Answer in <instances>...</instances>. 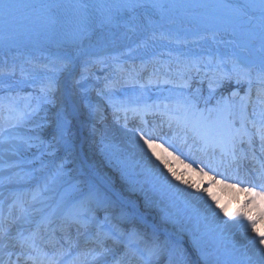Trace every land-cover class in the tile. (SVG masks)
Instances as JSON below:
<instances>
[{"label": "rangeland", "instance_id": "obj_1", "mask_svg": "<svg viewBox=\"0 0 264 264\" xmlns=\"http://www.w3.org/2000/svg\"><path fill=\"white\" fill-rule=\"evenodd\" d=\"M178 37L176 41L172 42L168 37L146 35L138 39L131 47H122L119 44L120 50L110 49L100 55H95L96 59L90 57L94 61L89 59L86 62L87 65L74 69L76 74L73 75V78L78 81L75 85L79 87L84 107L88 109L92 118V121H89L85 126L84 132L90 138L85 146L96 156L101 168L116 176L118 180V183L115 182L116 187L123 194H129L133 198L147 197L148 200L155 198L162 214V223L173 227L174 234L159 233L156 237H151L146 231L147 226L141 227L142 224H146L145 221L133 223L136 215L130 205H122L121 215L116 218V212L109 210V207L114 208V205L119 203L115 196L93 176L84 175L88 173V170L78 154V145L75 139L77 136L76 125L73 128L71 145L64 143L59 137L54 138L58 114L65 99L60 100L59 98L57 86L59 68L52 64L30 65L19 71L8 69L0 73V116L2 117L0 124V201L5 187L9 185L24 184L35 176L36 179H33V183H28L36 185V187L37 184L39 186L35 192L31 190L34 197L30 196V201L21 210L19 220L24 227L29 229L42 215H47L44 220H48L52 212L55 218L71 209L72 213H77L79 217L85 219L89 230H85L83 235L75 240L73 246L71 243L64 242L69 252L79 250L83 239L88 238L86 236L88 232H91V237L95 232L98 234V238L100 230L103 228L104 232L119 235L113 229V225H116L125 232L134 230L138 233L136 242L133 244L134 254L129 257L131 264H137L138 259L145 264L146 250L151 247L152 241L156 238H159L161 242L179 240L185 247H188V242L193 236L200 242L208 243L211 246L209 248L210 260L207 264H249V248L235 244L227 232V227L224 226L225 220L211 214L207 209L201 212L189 207L158 176L155 167L158 149L162 150L168 162L175 167L178 166L179 161L201 167L188 153L189 147L180 146L179 140L175 139L170 131H167L166 134H163L162 139L153 140L156 145H159L154 154L152 150L141 146L140 137L142 136L137 131L119 125L123 134L116 137L109 129L112 118L106 112L108 109L137 106L144 103L143 101L149 102L150 106H162L181 114V117L186 118L188 127L193 126L197 121L200 126H204L205 131L210 132L220 123L221 117H218L215 112L211 116L205 113L202 117L199 113L188 111L183 105L191 99L198 103L201 110L205 107L213 108L216 99L223 93L221 88L218 89L213 94L212 101L205 105L204 100L209 96L206 74H213L217 68L228 70L231 67L228 64L215 66V60L220 59L219 55L212 56L207 52L193 51L182 41H178L186 38L182 33ZM122 49L127 51H122ZM197 68L199 72L196 71ZM95 71H103L107 74L101 81H97V84L92 79V72ZM146 72L151 73L144 75ZM123 73L132 81L121 82L115 79ZM185 74L189 77V83L193 82L194 78L199 84L195 88L181 87L182 76ZM137 76L140 78L138 83L133 81ZM143 76L145 79L147 78V81L158 78L157 81L148 83L143 81ZM95 88V97H93ZM37 91L44 95H52L55 100L48 115L44 116V119L47 118L48 121L45 124L46 129L40 132H36L34 128L29 130L22 126L25 119L41 116L42 112L46 111V106L48 109L50 99L45 96L41 97V93L36 94ZM224 96L227 94L224 93ZM240 96L244 95L240 94ZM96 97L102 99L101 110L105 111L106 115L100 116L94 101ZM252 103L248 106L247 116L251 121L260 122L259 116L253 114L254 111L259 112L254 98ZM182 107L185 110H181ZM233 115L237 117L235 112ZM15 118L16 124L12 123ZM16 125H19L18 128ZM236 127H239V124ZM249 128L252 129L253 126ZM211 136L213 135L211 134ZM108 145H111V148L115 150H120L125 156L132 157L143 170L136 171V175L128 179L132 184L124 182L115 170L116 168L110 165L106 158L103 159L99 156L101 152L106 154L104 149ZM96 167L97 165H95ZM187 172L192 174L191 170H187ZM124 176L127 179V176ZM73 177H77L75 182ZM69 179H73V183L70 181L69 187H61ZM231 184L235 183L231 182ZM237 186L238 188H254L255 193L264 192L254 185ZM69 198L72 199L68 201L70 205L65 210L64 207ZM102 209L106 210L103 212ZM123 223H133L135 226L125 229L122 226ZM197 230L199 232L195 233ZM237 235L241 236L240 231ZM99 249V247L93 249L87 262L81 260L80 264H98L93 256L99 252ZM221 249H226V251ZM134 255H137L138 259H133ZM196 260L197 256L192 254V264H195ZM153 264H160V262L155 261Z\"/></svg>", "mask_w": 264, "mask_h": 264}, {"label": "bare ground", "instance_id": "obj_2", "mask_svg": "<svg viewBox=\"0 0 264 264\" xmlns=\"http://www.w3.org/2000/svg\"><path fill=\"white\" fill-rule=\"evenodd\" d=\"M258 21L260 24H262L264 28V14L258 17ZM181 33L186 38L184 40L180 39L178 41H182L184 44H186V46H188L189 49L191 48L193 49V51L196 52H207L212 56L219 55L220 59L215 60V66L219 64H228L231 67L229 69L236 68L241 73L250 72L254 81L257 79L258 74L262 70L260 64H246V61L249 60L251 58V55L255 54L258 49L264 51V30L262 32L256 30L255 25L245 27L236 34H230L228 30L222 29L219 31H209L208 33L194 32L188 35L182 27L168 20L166 16H156L152 18H147L142 22L138 23L137 25H134L129 28L115 29L110 30L108 32H104L100 36L91 38L80 47H56L44 50L43 48H27V46H23L0 49V73L3 70L7 71L8 69H11L13 71H19L25 67H29L30 65L39 66L41 64H52L59 68L57 71V86L59 90L60 100L65 99L67 93L69 91H72L75 94L76 99L79 102H82L83 104L79 87L75 85V83H77L78 81L73 78V75L76 74V70L74 71V69L82 65H87L88 63L86 62L89 61V59H96V57L94 56L100 55L102 54V52H107L110 49H113L114 51L120 50L119 44H121L122 47H131L142 36L156 35L160 38L168 37L169 39H171L172 42H174L179 38L178 36ZM122 51L127 50L122 49ZM91 60L94 61L93 59ZM92 61L90 63L91 65L93 64ZM92 73V79L96 84L97 81H101V79L107 75L103 71H95ZM118 80L122 81V78H118ZM95 92L96 88L94 89L93 97H95ZM94 101L96 103V107L98 108V112H100L101 114L100 116L106 115L107 113L101 110V105L103 104L102 99L96 97ZM129 109L130 107L128 108L126 106L120 108V110L118 109L117 112L114 111L110 113L108 110L106 111L112 118V122L109 129L112 130L114 136L118 137L123 134V130H121L119 127L121 123H119L117 120L120 118L129 119L128 123L130 125V128L137 131L144 138L149 139L153 136H157L158 133L156 134V132L155 134H148L143 131L144 125L137 127L136 125H138L139 122H137V120L133 118V115L135 114L134 112L136 111L131 108L132 111L129 112ZM181 110H185L184 107H182ZM83 111L84 114L81 120L76 123L77 128L75 130V132H77V136L75 137V139L76 144L78 145V154L87 166L88 173H85L84 175L93 176V178H95L98 182L102 183L119 202L118 204L114 205V208L109 207V210H114L116 212V218H119L122 212V205H130L134 214L136 215V218H134L133 223H140L142 221H145L146 224H142L141 227L147 226L146 231L150 234L151 237H156L159 233L173 235V227L169 226L166 223H162V214L158 208V204L156 202L157 200L155 198L148 200L147 197L133 198L129 194H123L116 187L115 182L118 183L116 176L113 175L111 172L106 171L104 168H101V165L98 162L96 156H94L92 151L85 146V143L89 142L88 140L90 139L88 134L84 132L86 129L85 126H87L89 121H92V118L90 117L88 109L84 107V104ZM161 111L163 118L160 120H155L153 122H160L157 125L160 131L171 130L178 133V136H182V138H184V143H189L191 141L195 145L199 144L200 150L197 151L198 153L196 154L199 160H196V162L201 167H195L192 165L191 167H188V163L180 161L178 162V166L176 167L173 166L170 162L166 167L162 163V159L166 158L162 150L158 149L157 151L159 158L156 157L155 159V167L158 176L161 178L163 183L167 185L173 193L177 194L180 198H182L183 201L189 207H192L201 212L207 209L210 211L211 214L219 216L223 220L227 221L229 223L227 226V232L230 235L231 239L234 240L236 245L249 248L250 256H253L255 249L249 243V240L256 234L250 231L249 222H246L242 217L233 216L230 218L229 216H226L220 210V207H218L211 200V198L203 192V188L209 186L208 180L211 176H215L216 179L217 177L221 178V175H215L213 173V170L210 171L209 167L205 166L204 164L211 165V167L217 169L220 173H227V176L231 175L235 177L234 180L237 183L239 181L249 182L252 179H250V177L244 174V166L248 167V163L254 160H251V156H245L242 153L241 155L239 154L241 152V148L245 147L247 148L248 152L254 153L253 159H255V162L264 164V151L261 150L258 130H251V128H249L252 126L251 122H248L246 124V128L248 127V135L244 136V142L242 144L237 143L236 152L239 156L238 159L235 160V158L229 152L222 151L221 141L222 139L226 138V136L229 134L223 127V117H221L222 124H217V126L209 132L205 131L204 126H200L199 122L197 121L194 122L193 126L188 127L186 119L184 117H181V114H179V116L174 115L175 113L172 110L163 109ZM152 112H155V109H152ZM174 116H176L175 119ZM248 121H251L249 120V117ZM255 122L257 124L258 129L260 122ZM147 128L149 129V131H154V128L152 126H147ZM144 134H146L147 136ZM211 134L213 136H211ZM191 136L192 138H190ZM249 136L258 138L253 141L252 149H249L248 147ZM142 137H140L141 146L147 148L148 150H151L148 148L147 144L144 143ZM228 147H230V145ZM257 156H259L258 160ZM95 165H97L96 168ZM169 167L172 168L177 173V175L181 176V180H177L174 176H172L171 172H169L168 170ZM201 168H203L204 171L208 173V176H204L200 172ZM187 170H191L192 174H189ZM252 173L253 178L256 179L257 177H259L258 183H256V185L261 186L260 184L264 183V178H262L259 175V172H256V170L252 171ZM228 177L233 178L230 176ZM183 180H188L189 184H184L182 182ZM231 182H233V180H231L229 183H225L231 184ZM191 184L198 185L199 190L197 188L190 187L189 185ZM245 185L248 186L250 185V183H246ZM29 188V184H13L5 187L4 190L5 194L3 197V201L0 203V223H3L5 220H13L15 222L14 235L18 233H23L24 226L21 220L18 219L20 216L19 206L24 200V197L28 196L31 193V190H29ZM22 191H24V194H22L23 196L21 197L20 193ZM212 191L220 200L221 205L226 206L228 211L233 214H235L246 203H248L250 199L247 193L227 189L222 184L213 185ZM105 210L106 209H102L103 212ZM67 211L68 212L66 214V220H70L67 223L72 222L73 224L79 222V220L77 219V213H72L71 209ZM133 223H123L122 226L125 229L133 228L135 226V224ZM44 224L45 223H43L42 220L39 221L37 226L40 227H37V229H40L41 226H43ZM55 224L58 225L57 222H55ZM65 224L66 223L63 222L64 226H66ZM63 225L60 224L59 231H61ZM244 225H247L248 227L246 228L244 227ZM44 226L40 230H42ZM257 226L262 231H264V222L259 223ZM239 231L241 233V236L237 235ZM28 237H30V235H28ZM0 245H2V243ZM92 245L94 246L95 244L93 243ZM8 251L10 252L11 249H9ZM43 251L46 252L44 249ZM17 253L18 251L16 252V254ZM47 254L51 257V252ZM33 255H36V253H33ZM83 257H85V255H83ZM2 258L6 257L4 256V251L2 247H0V259ZM132 258L138 259V256L134 255V257L132 256ZM138 261L139 262H137V264H143L142 262H140L139 259Z\"/></svg>", "mask_w": 264, "mask_h": 264}, {"label": "snow or ice", "instance_id": "obj_3", "mask_svg": "<svg viewBox=\"0 0 264 264\" xmlns=\"http://www.w3.org/2000/svg\"><path fill=\"white\" fill-rule=\"evenodd\" d=\"M196 71L199 72V69L197 68ZM206 78L208 79L209 96L204 100L205 105L212 101L213 94L218 89L224 87L225 84H234L236 86L246 85L247 91L244 96H240L239 90L230 91L227 96L220 95L216 99L213 108L205 107L201 110L198 103L191 99L183 106L193 113H199L202 117L205 113L211 116L213 112L218 117H223V127L229 134L221 141L222 151L229 152L235 156L237 143L242 144L244 142V136L248 135L246 124L251 122L253 128H257L256 122L248 121L247 116L248 106L253 102V87L256 85L255 103L259 107V112L256 113L254 111L253 114L259 116L260 123L258 132L261 150L264 151V69L261 70L255 81L252 79L250 72L241 73L236 68L229 69L228 71H225L223 68H217L213 74H206ZM182 80L181 87H191L187 74L182 76ZM234 112L238 118L229 119L228 117L233 116ZM83 114L82 102H79L75 94L69 91L58 114L54 138L59 137L64 143L71 145L73 141V128L81 120ZM237 124H239L238 128L236 127ZM142 139L155 154V149L159 145H156L152 139L144 137ZM253 141L254 137L249 136V149H252ZM229 145L230 147H228ZM162 163L167 167L169 162L167 159H162ZM188 167H191V165H188ZM207 167H209L210 171L213 170L211 165ZM168 170L177 180H181V176L177 175L172 168L169 167ZM200 172L204 176H208V173L203 168L200 169ZM259 175L264 178V164L260 166ZM182 182L189 184L188 180H183ZM208 184V187L203 188V192L220 207V210L230 218L233 216L242 217L249 222L250 231L256 234L249 240V243L255 249L254 255L249 257V264H264V231L257 226L259 223L264 222V192L255 193L254 188H238L237 184H227L224 179L217 180L215 176L209 178ZM216 184H222L227 189L247 193L250 197L248 203L235 214L230 213L226 206L221 205L220 200L212 191V186ZM189 186L199 190L198 185L191 184ZM261 187H264V184ZM14 224L15 222L13 220H5L3 223H0V240H2L0 247H2L4 256L6 257L0 259V264H20L21 260L31 261L32 264H58V256L70 255V253L64 251V244L57 242V251L51 257L48 256L40 244L37 243L36 234H33L31 237H24L22 233L14 235ZM224 226H228L227 221L224 222ZM244 227L247 228L248 226L244 225ZM113 229L119 235L104 232L103 228H101L102 235L98 237V246L101 250L93 256V259L97 260L98 264H131L129 257L134 254L133 244L136 242L138 233L134 230L125 232L116 225H113ZM61 240H63V237ZM109 241H111V244H109ZM188 244L189 246L185 247L179 240L161 242L159 238H156L152 241L151 247L146 250L147 256L145 258V264H153L155 261H159L160 264H192V254L197 256L195 264H207V257L204 254L200 241L193 236ZM9 249L18 250V254L10 253L8 251ZM33 253H36V255H33Z\"/></svg>", "mask_w": 264, "mask_h": 264}, {"label": "trees", "instance_id": "obj_4", "mask_svg": "<svg viewBox=\"0 0 264 264\" xmlns=\"http://www.w3.org/2000/svg\"><path fill=\"white\" fill-rule=\"evenodd\" d=\"M191 85L192 86L190 88H195L198 85V83L193 82ZM233 87H234V84H226L224 86V88L221 89V92L222 93L228 92ZM40 93L41 92H38V91L36 92V94H38V95ZM40 95H41V97L45 96V98L50 99L48 109L46 106V111L48 110L47 113L45 111V112H42L41 116H32L30 119H25L23 124H22V126L26 127V129L32 130L34 128V130L36 132H40V131H43L46 129L45 124H47L48 121H47V118L44 119V116H45V114L48 115V113L50 112L52 106L54 105V101H55L52 95H44L43 93H41ZM38 115H40V114H38ZM111 147H112L111 145H108V147L104 149V152L106 154L101 152L99 156L103 159L106 158L108 163L110 165H112L114 168H116L115 170L119 173V175L121 176V179L124 182H126L127 184H129V183L132 184V182L128 179L133 177L134 175H136V171H139L141 169L138 167L136 161L134 159H132V157L125 156L124 154H122V152L120 150H118V149L115 150ZM110 152H111V154H110ZM141 171H143V170H141ZM124 175L127 176V179ZM190 231H193V230H190ZM196 232H199V230L195 231V233ZM200 243H201L202 248H204V249L206 248V250L208 249L209 246L207 243H204V242H200Z\"/></svg>", "mask_w": 264, "mask_h": 264}, {"label": "water", "instance_id": "obj_5", "mask_svg": "<svg viewBox=\"0 0 264 264\" xmlns=\"http://www.w3.org/2000/svg\"><path fill=\"white\" fill-rule=\"evenodd\" d=\"M251 63H253V64L256 63L254 58L253 59L250 58L249 60L246 61V64H251Z\"/></svg>", "mask_w": 264, "mask_h": 264}]
</instances>
